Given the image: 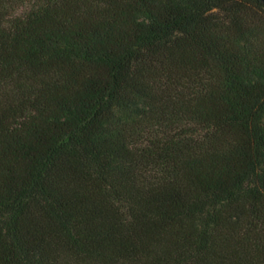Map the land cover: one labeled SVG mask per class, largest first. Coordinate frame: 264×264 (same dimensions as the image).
Returning a JSON list of instances; mask_svg holds the SVG:
<instances>
[{"label":"trees","instance_id":"obj_1","mask_svg":"<svg viewBox=\"0 0 264 264\" xmlns=\"http://www.w3.org/2000/svg\"><path fill=\"white\" fill-rule=\"evenodd\" d=\"M0 264H264V0H0Z\"/></svg>","mask_w":264,"mask_h":264}]
</instances>
